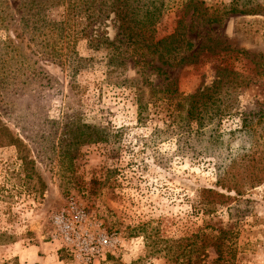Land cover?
<instances>
[{
    "label": "rangeland",
    "instance_id": "374dc122",
    "mask_svg": "<svg viewBox=\"0 0 264 264\" xmlns=\"http://www.w3.org/2000/svg\"><path fill=\"white\" fill-rule=\"evenodd\" d=\"M58 1L0 0V124L24 143L0 147V264H218L219 244L264 264V0H197L210 25L158 0L156 39L182 19L199 53L173 67ZM222 69L198 124L189 96Z\"/></svg>",
    "mask_w": 264,
    "mask_h": 264
},
{
    "label": "trees",
    "instance_id": "16d2710c",
    "mask_svg": "<svg viewBox=\"0 0 264 264\" xmlns=\"http://www.w3.org/2000/svg\"><path fill=\"white\" fill-rule=\"evenodd\" d=\"M51 1L52 0H28V4H33L37 7L38 5L41 6V8L37 9V12L39 13L46 11V8H49L50 6ZM131 1L132 3L126 0H78L77 2L74 0L73 6L75 7L78 5L80 8H83V15L89 22L101 20L103 16L108 17L109 14L112 13L118 26L115 41L111 42L110 45H120L125 47L126 52L132 56L133 59H139L136 61L137 64L145 62L147 57H156L161 65L173 67L189 63V61H193L197 58L199 53L187 54V52L192 49V43L185 38L191 30H186V26H183L184 22L182 19L178 21V25L172 34L161 39H156L154 26L160 17L162 3L158 0ZM194 1L195 4L192 6ZM194 1H189L184 6L185 9H190L189 11H192V17L196 16L198 20L207 25L218 23L220 21V18L216 14H203L199 16L201 13H199L198 7L196 6L198 5L197 3H199V5H202V3L197 0ZM60 2L61 1L59 0L58 3ZM69 2H71V0ZM6 6H8V3H6ZM230 12H239L244 15L251 14L253 11H247L246 9L240 11L234 7L230 9ZM40 16L45 18L44 12L38 17ZM200 17L204 19H201ZM89 38L92 39L91 35ZM48 54L51 56L50 52ZM224 72H226L225 69H222V72L216 74V79L210 87L197 90L194 95L189 96L187 116L196 120L198 124L201 123L203 118V116H200L209 109L211 111L208 114L210 120L222 112H220L218 107L214 108V106L219 103V93H217V89L223 82V79H225V77L222 76V73ZM209 102H211L212 105L209 104ZM3 146H15L19 151V147H23L24 143L6 126L0 124V147ZM21 160L25 168H27L28 165H32V162H29L26 157H21ZM251 164L253 165L252 168H256L257 164H255V160H252ZM253 172L254 171H250L249 173L252 175L249 176L250 182H254ZM26 176L30 178V174ZM208 193L209 197H213L217 201L222 198L230 200L229 197H225L216 191L210 190ZM221 248L220 244L216 245V249L218 250L217 263L219 264L222 261L224 264H235L233 263L235 256L227 253L224 256L221 252Z\"/></svg>",
    "mask_w": 264,
    "mask_h": 264
},
{
    "label": "crops",
    "instance_id": "0c3cea01",
    "mask_svg": "<svg viewBox=\"0 0 264 264\" xmlns=\"http://www.w3.org/2000/svg\"><path fill=\"white\" fill-rule=\"evenodd\" d=\"M34 250H38V249H34ZM44 262L41 261V259H39L38 257L34 259V261L31 264H43ZM23 264V262H22Z\"/></svg>",
    "mask_w": 264,
    "mask_h": 264
}]
</instances>
